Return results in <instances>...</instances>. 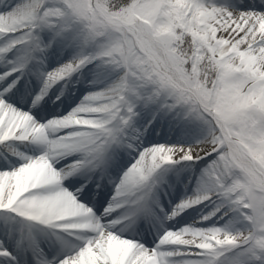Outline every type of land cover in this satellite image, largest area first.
I'll return each instance as SVG.
<instances>
[{"label":"snow or ice","instance_id":"obj_1","mask_svg":"<svg viewBox=\"0 0 264 264\" xmlns=\"http://www.w3.org/2000/svg\"><path fill=\"white\" fill-rule=\"evenodd\" d=\"M0 40V264H264V11L214 0H18L0 12ZM57 41L78 52L44 71ZM94 62L115 78L72 111L41 123L24 110ZM141 108L196 133L195 143L143 146ZM178 167H200L196 186L166 211L160 194ZM94 178L97 190L112 185L100 214ZM202 204L211 211L200 227L168 226ZM139 221L156 230L152 247L126 234Z\"/></svg>","mask_w":264,"mask_h":264},{"label":"rangeland","instance_id":"obj_2","mask_svg":"<svg viewBox=\"0 0 264 264\" xmlns=\"http://www.w3.org/2000/svg\"><path fill=\"white\" fill-rule=\"evenodd\" d=\"M244 1H249V0H214V2L217 5H226L231 8H234L236 11H256V12L264 11V9L253 10L251 9L253 6L246 8L244 10L241 9L237 10L236 9L237 4ZM17 2L18 0H0V12L5 11V5L10 6ZM44 38H45V42H47V40L49 39V35L46 33ZM3 43L4 41L0 40V46H3ZM18 47H22V46H18ZM14 52H16V50H14ZM77 52H78V48L75 45L68 46L67 42L57 41L45 53L43 57L46 67L49 66L46 71L54 70L62 66L64 63L69 62L76 56ZM53 59L55 60L60 59L62 61V64L56 65L57 62L54 61ZM98 64L99 62H94L92 64L87 65L80 72L73 74L70 78L65 80L66 83L65 81L64 82L61 81L60 86L58 87L59 90H55V86H54L49 91V93L51 92L52 99H49L48 103L51 106L55 105L56 112L55 115H51L50 117H47L45 121H40L41 123H44L47 120L53 118L54 116L59 115V112H61V108H64V106H65V111L61 112L60 115L61 116L66 115L68 112H70L71 109L75 108L80 103V101L83 99L85 95L93 91L101 90L112 82L115 76L114 74H110L111 70L102 66H98ZM3 70H4L3 67L0 66V72H2ZM32 78L36 81L35 92L33 91V94H36L39 89L38 86L39 81H37L35 77ZM68 82L73 84L71 88L69 87ZM57 97H59V99H57ZM29 106H30L29 108H31L34 111L37 108V107L32 108L31 102L29 103ZM138 111L140 115L135 121L134 128L142 133L140 140L143 146L150 147L154 143L156 144L169 143V144H177V145H190L192 143H195L197 134L194 132H189L187 130H185L186 132L184 133H182L181 131L179 132V129L175 127H180V125L172 118L163 115L155 116L154 118V113H155L154 109L141 108L138 109ZM168 124L170 126H168ZM165 138H170V139L175 138V141L172 142L167 141L164 140ZM16 147L21 152H25L28 155H39L41 151L39 146L36 145H16ZM122 160L125 163L129 162L131 160V156L124 154L122 155ZM59 166L60 165L58 164L57 167ZM199 171H200V167H196L195 173H192L191 171L188 170H181V168L178 167L174 172L168 175L167 177L168 184L165 185V187L172 185L177 189L178 191L177 203H179L181 199H184L187 196L193 194L194 188L196 186L195 175L198 174ZM177 173H179V176H177ZM190 177L192 179V183H188ZM115 178L118 179V176H116ZM206 209L208 211L209 207H205L203 204L196 208L188 209L181 216H178L175 219L178 221L179 220L182 221V223L177 228L180 229L184 226L195 224V222L199 221L203 215H206V213L204 212V210ZM224 222L225 221H220L216 226H222ZM178 223L179 222L175 221L174 226H177ZM210 223L211 222H209V224ZM195 226L200 227L201 225L195 224Z\"/></svg>","mask_w":264,"mask_h":264},{"label":"bare ground","instance_id":"obj_3","mask_svg":"<svg viewBox=\"0 0 264 264\" xmlns=\"http://www.w3.org/2000/svg\"><path fill=\"white\" fill-rule=\"evenodd\" d=\"M251 6H253L251 9H253V10H255V9H263V7H264V4H262V2H261V0H256V1H254L252 4H243V5H241L240 7L242 8V9H244V8H246V7H251ZM49 67V66H48ZM48 67H46L45 69H44V71H46L47 70V68ZM73 84L72 83H69V87L71 88V86H72ZM60 86V83H58L57 85H55V90H59V87ZM47 100H49V98H47ZM44 103V105H43V112L44 113H47V114H49V113H53V109H51V107L49 106V104L48 103H46V102H43ZM48 106V107H47ZM70 111H72V109L70 110ZM168 122V121H167ZM169 123V122H168ZM168 126H170L169 124H168ZM175 128H177V129H179V132L181 131L182 133H184V132H186L185 130V128L183 127V126H181L180 125V127H175ZM168 141H175V138H171V140L170 139H168ZM154 144H156V143H154ZM153 144V145H154ZM167 144H169V143H167ZM153 145H151V146H153ZM150 146V147H151ZM64 163H66V162H61L59 165V167H62L63 166V164ZM58 167V168H59ZM185 173V172H184ZM67 186V185H66ZM195 189V188H194ZM164 190V192L166 193V191H165V189H163ZM72 191H74V190H72ZM190 191H191V189H190ZM167 194H170V195H168V197H167V202H166V204H163L162 202H161V204L164 206V208H165V210L166 211H168V210H170V208L171 207H174L175 206V204L177 203V201H178V191L171 185L170 186V188H168L167 187ZM162 195V193L160 194V196ZM175 197V198H174ZM169 198V199H168ZM165 202V201H164ZM211 211V208L209 207V209H208V211H207V209L206 210H204V212L206 213V214H208V212H210ZM172 223V222H171ZM172 226H171V228H172V230H178V228H176V229H174V223H172L171 224ZM146 231L148 230V228H146L145 229ZM145 231V232H146ZM146 234V233H145ZM140 239L141 240H145V241H147V236L145 237V238H143L142 237V235L140 236Z\"/></svg>","mask_w":264,"mask_h":264},{"label":"clouds","instance_id":"obj_4","mask_svg":"<svg viewBox=\"0 0 264 264\" xmlns=\"http://www.w3.org/2000/svg\"><path fill=\"white\" fill-rule=\"evenodd\" d=\"M207 79L211 80V74L209 73Z\"/></svg>","mask_w":264,"mask_h":264}]
</instances>
